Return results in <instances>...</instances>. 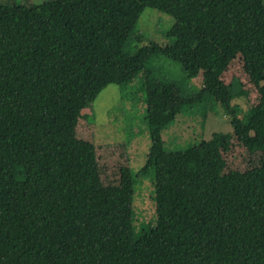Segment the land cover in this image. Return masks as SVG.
<instances>
[{
	"label": "trees",
	"instance_id": "trees-1",
	"mask_svg": "<svg viewBox=\"0 0 264 264\" xmlns=\"http://www.w3.org/2000/svg\"><path fill=\"white\" fill-rule=\"evenodd\" d=\"M146 8L174 18L172 43L127 52ZM161 55L202 86H173L181 102L146 117L139 172H155L157 217L136 226L128 156L106 178L97 145L77 128L109 85L155 80L148 63ZM237 57L259 93L244 117L237 102L249 91L223 79ZM206 99L233 131L167 149L163 133ZM235 141L264 153V0L0 4V264H264V164L230 169Z\"/></svg>",
	"mask_w": 264,
	"mask_h": 264
},
{
	"label": "rangeland",
	"instance_id": "rangeland-1",
	"mask_svg": "<svg viewBox=\"0 0 264 264\" xmlns=\"http://www.w3.org/2000/svg\"><path fill=\"white\" fill-rule=\"evenodd\" d=\"M47 1L54 0H0V4L17 3L32 6ZM174 22L171 15L157 9L146 8L137 22L126 51L132 53L151 43L161 46L171 44L168 32ZM148 67L153 70L155 80L144 86L141 74L131 84L109 85L94 103L83 111L85 118L77 128L78 132L81 129L80 137L89 139L97 145L101 162L108 166L106 178L112 177L111 171H116L129 159L136 179L134 199L136 226L153 223L157 217L155 172L153 170L139 172L146 163L151 145L146 117L149 114L154 116L165 112L181 102V95L173 86L178 84L180 87L190 89L191 93L199 92L202 86L201 78L188 80L181 64L165 56L154 57L149 61ZM233 77L239 78L244 89L249 91L247 100L243 98L237 102L241 109L239 116L244 117L250 104L258 103L259 93L245 73L241 57H237L223 75L226 83ZM163 80L176 85H168L169 83ZM232 131L231 116L215 100L206 99L179 114L174 124L163 133V138L167 149L182 150L202 140H209L216 132ZM234 143L231 152L225 155L230 169L243 171L264 164V153L250 155L236 141ZM126 155L128 159L122 158Z\"/></svg>",
	"mask_w": 264,
	"mask_h": 264
}]
</instances>
